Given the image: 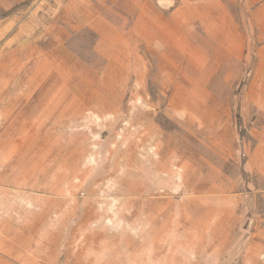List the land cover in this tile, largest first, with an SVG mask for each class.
Segmentation results:
<instances>
[{"label": "rangeland", "instance_id": "374dc122", "mask_svg": "<svg viewBox=\"0 0 264 264\" xmlns=\"http://www.w3.org/2000/svg\"><path fill=\"white\" fill-rule=\"evenodd\" d=\"M0 264H264V0H0Z\"/></svg>", "mask_w": 264, "mask_h": 264}, {"label": "bare ground", "instance_id": "6f19581e", "mask_svg": "<svg viewBox=\"0 0 264 264\" xmlns=\"http://www.w3.org/2000/svg\"><path fill=\"white\" fill-rule=\"evenodd\" d=\"M115 31V30H114Z\"/></svg>", "mask_w": 264, "mask_h": 264}]
</instances>
